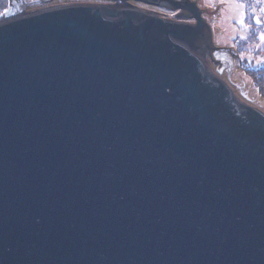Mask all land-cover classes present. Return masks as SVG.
Listing matches in <instances>:
<instances>
[{"label":"water","instance_id":"1","mask_svg":"<svg viewBox=\"0 0 264 264\" xmlns=\"http://www.w3.org/2000/svg\"><path fill=\"white\" fill-rule=\"evenodd\" d=\"M35 1L0 12V264H264V111L196 1Z\"/></svg>","mask_w":264,"mask_h":264},{"label":"rangeland","instance_id":"2","mask_svg":"<svg viewBox=\"0 0 264 264\" xmlns=\"http://www.w3.org/2000/svg\"><path fill=\"white\" fill-rule=\"evenodd\" d=\"M57 1L92 0H45L38 4H30L28 8ZM131 1L140 8L161 11L135 2L136 0ZM195 1L211 26L213 44L218 48L215 50V57H224L229 60V68L227 64H224L222 71L218 74L230 84L238 97L264 111V87L260 84L257 85L255 77L251 74L262 60L260 49L264 46V40L261 39V33H264V11L255 10V0ZM95 2H107V0ZM252 14H255L254 18H252ZM165 16L174 17L172 13L165 14ZM257 17L260 20L259 24L256 23ZM241 20H243V24L240 23ZM206 60L216 72L215 65L209 59Z\"/></svg>","mask_w":264,"mask_h":264},{"label":"trees","instance_id":"3","mask_svg":"<svg viewBox=\"0 0 264 264\" xmlns=\"http://www.w3.org/2000/svg\"><path fill=\"white\" fill-rule=\"evenodd\" d=\"M255 10L261 11L264 9V0H255ZM7 0H0V12L6 7ZM255 17V14H252V18ZM262 51V60L258 63L257 68L251 72V74L255 77V82L257 85H261L264 87V46L260 49Z\"/></svg>","mask_w":264,"mask_h":264},{"label":"flooded vegetation","instance_id":"4","mask_svg":"<svg viewBox=\"0 0 264 264\" xmlns=\"http://www.w3.org/2000/svg\"><path fill=\"white\" fill-rule=\"evenodd\" d=\"M45 0H43V1H35V4H38L39 2H44ZM92 1H98V0H92ZM134 1V0H133ZM107 2H110V0H107ZM135 2H140V3H142V4H145V6H147V7H153V8H156L157 10L159 9V10H161V11H159L160 13H162V14H168V13H172V15L176 12V10H170V9H165V8H162V7H158V6H155V5H152V4H146V3H144L143 1H135ZM34 4V3H33ZM146 9H149V8H146ZM215 51H213L212 52V55H213V59H215V60H221V62L220 63H218V62H214L213 60H212V58H209L208 57V54H207V57L208 58H206V59H209V61L212 63V64H214L215 65V69H216V72L217 73H219L218 72V68H221V69H223V67H224V64H227V62L226 61H229L227 58H224V57H215ZM222 71V70H221ZM220 71V72H221Z\"/></svg>","mask_w":264,"mask_h":264},{"label":"snow or ice","instance_id":"5","mask_svg":"<svg viewBox=\"0 0 264 264\" xmlns=\"http://www.w3.org/2000/svg\"><path fill=\"white\" fill-rule=\"evenodd\" d=\"M240 6L242 7L243 5H240ZM262 11H264V9H262ZM240 23L243 24V20H241ZM256 23L258 24L260 23V20L258 17L256 18ZM261 39L264 40V33H261Z\"/></svg>","mask_w":264,"mask_h":264}]
</instances>
